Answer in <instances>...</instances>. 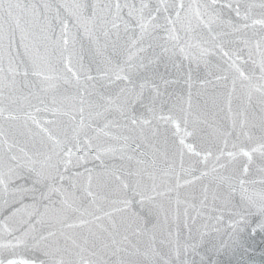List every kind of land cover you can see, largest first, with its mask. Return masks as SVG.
Instances as JSON below:
<instances>
[{
  "label": "water",
  "instance_id": "obj_1",
  "mask_svg": "<svg viewBox=\"0 0 264 264\" xmlns=\"http://www.w3.org/2000/svg\"><path fill=\"white\" fill-rule=\"evenodd\" d=\"M262 19L2 0L0 264H264Z\"/></svg>",
  "mask_w": 264,
  "mask_h": 264
},
{
  "label": "snow or ice",
  "instance_id": "obj_2",
  "mask_svg": "<svg viewBox=\"0 0 264 264\" xmlns=\"http://www.w3.org/2000/svg\"><path fill=\"white\" fill-rule=\"evenodd\" d=\"M0 3H2V0H0ZM254 23L264 25V19H262V20H256V21H254ZM245 155H247V153H245ZM262 211H264V210H262ZM260 227L261 228H264V223H262L260 225ZM9 264H13V262H9ZM55 264H63V261H55ZM85 264H86V262H85Z\"/></svg>",
  "mask_w": 264,
  "mask_h": 264
}]
</instances>
